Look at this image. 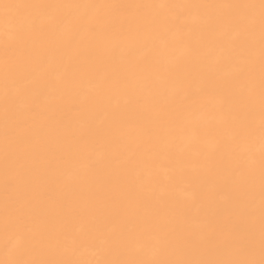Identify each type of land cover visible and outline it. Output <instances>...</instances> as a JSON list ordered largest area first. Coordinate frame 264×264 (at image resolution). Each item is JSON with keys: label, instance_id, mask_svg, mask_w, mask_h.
Segmentation results:
<instances>
[{"label": "bare ground", "instance_id": "bare-ground-1", "mask_svg": "<svg viewBox=\"0 0 264 264\" xmlns=\"http://www.w3.org/2000/svg\"><path fill=\"white\" fill-rule=\"evenodd\" d=\"M262 258L261 0H0V264Z\"/></svg>", "mask_w": 264, "mask_h": 264}, {"label": "snow or ice", "instance_id": "snow-or-ice-1", "mask_svg": "<svg viewBox=\"0 0 264 264\" xmlns=\"http://www.w3.org/2000/svg\"><path fill=\"white\" fill-rule=\"evenodd\" d=\"M261 8L264 9V0H261ZM113 264H152V262H113ZM180 264H264V258L259 262L254 260H236V261H199V262H180Z\"/></svg>", "mask_w": 264, "mask_h": 264}]
</instances>
